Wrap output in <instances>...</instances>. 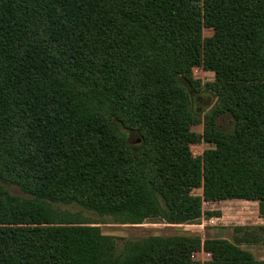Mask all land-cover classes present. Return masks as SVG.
Segmentation results:
<instances>
[{
    "label": "trees",
    "instance_id": "obj_1",
    "mask_svg": "<svg viewBox=\"0 0 264 264\" xmlns=\"http://www.w3.org/2000/svg\"><path fill=\"white\" fill-rule=\"evenodd\" d=\"M195 68L214 76L198 109ZM201 116L216 137L200 157ZM229 200L264 203V0H0V264H258L240 245H264V226L118 249L61 208L198 225Z\"/></svg>",
    "mask_w": 264,
    "mask_h": 264
},
{
    "label": "rangeland",
    "instance_id": "obj_2",
    "mask_svg": "<svg viewBox=\"0 0 264 264\" xmlns=\"http://www.w3.org/2000/svg\"><path fill=\"white\" fill-rule=\"evenodd\" d=\"M205 23V19L202 18ZM213 31L207 27L203 29V37L209 38ZM193 79L200 82V89L198 93L192 95L195 109L199 106H205L212 98L207 93V84L214 81V76L211 73L204 72L202 68H195L193 71ZM217 128L226 133L233 131L234 123L231 117L222 115L215 120ZM192 132L201 136V143L190 146L191 153L197 156L202 155L205 150L213 149L207 140H213L216 133L204 126L203 116H201V123L191 127ZM121 133L126 135V138L134 149L139 148L141 139L134 133L127 130H121ZM9 194L14 196H25L17 187L12 185L5 186ZM193 195L202 196L203 187L193 190ZM62 209H67L71 212H79L81 215L91 222H98L102 234L112 236L117 240V248L121 249L122 244L129 240H141L148 237L161 236H175V235H194L201 239L217 238L225 239L230 242L235 241L241 234L234 231V227L244 226L249 227L253 225H264V203L258 201L232 200L221 201L211 204L203 203L204 212H220V217L208 218L205 216L198 225H175L166 224L159 219H150L142 224H115L110 217H99L98 215L83 211L77 207L62 206ZM241 248L252 253L258 264H264V245H246L241 244ZM198 264H206L210 257L206 253L200 252L195 255Z\"/></svg>",
    "mask_w": 264,
    "mask_h": 264
},
{
    "label": "crops",
    "instance_id": "obj_3",
    "mask_svg": "<svg viewBox=\"0 0 264 264\" xmlns=\"http://www.w3.org/2000/svg\"><path fill=\"white\" fill-rule=\"evenodd\" d=\"M232 201V200H229ZM247 202V201H244ZM206 204H211V203H206ZM258 226H264V225H253V226H249V227H258ZM239 227H244V226H239ZM243 249V248H242ZM245 250V249H244ZM247 251V250H246ZM249 252V251H248ZM252 254V253H251Z\"/></svg>",
    "mask_w": 264,
    "mask_h": 264
},
{
    "label": "built area",
    "instance_id": "obj_4",
    "mask_svg": "<svg viewBox=\"0 0 264 264\" xmlns=\"http://www.w3.org/2000/svg\"><path fill=\"white\" fill-rule=\"evenodd\" d=\"M194 156H197L195 153H193ZM208 255V257H210V254L206 253Z\"/></svg>",
    "mask_w": 264,
    "mask_h": 264
}]
</instances>
